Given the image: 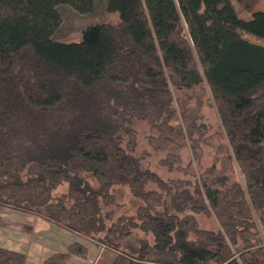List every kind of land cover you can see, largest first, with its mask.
I'll use <instances>...</instances> for the list:
<instances>
[{
	"label": "trees",
	"instance_id": "1",
	"mask_svg": "<svg viewBox=\"0 0 264 264\" xmlns=\"http://www.w3.org/2000/svg\"><path fill=\"white\" fill-rule=\"evenodd\" d=\"M257 1L0 0V204L106 246L111 264H264V45L243 35L264 39V11L244 19L235 6ZM60 5L98 17L94 40L55 37ZM199 86L221 123L213 162L194 183L165 180L133 154V124L147 119L157 149H180L176 93ZM123 185L135 211L114 219ZM137 229L153 240L124 247ZM88 255L74 241L41 264ZM26 259L0 246V264Z\"/></svg>",
	"mask_w": 264,
	"mask_h": 264
},
{
	"label": "rangeland",
	"instance_id": "2",
	"mask_svg": "<svg viewBox=\"0 0 264 264\" xmlns=\"http://www.w3.org/2000/svg\"><path fill=\"white\" fill-rule=\"evenodd\" d=\"M235 6L238 9L240 17L249 19L254 12L264 11V0H258L250 10L244 9L238 3ZM59 9L62 15V23L55 34L56 38L84 40L86 42L94 40L99 20L97 16L81 13L69 5H60ZM106 17L112 22H117L119 20V13L111 12ZM243 35L253 42L264 45V39H259L248 33H244ZM176 95L175 106L178 108L180 120L184 125L187 144L177 150H171L169 147L157 149L150 139V136L154 134L151 130V124L147 119H137L133 124L136 131V145L133 154L137 156L143 168L156 172L165 180L189 179L194 183L198 174L213 162L215 156V148L212 144L215 143L213 137L221 130V123L211 92L207 86H199L193 90L176 93ZM173 151L178 152L181 159L175 162L173 167H169L163 160L170 152L174 153ZM117 187L118 191L116 192L115 203L108 207V209L113 210L114 219L122 214H132L135 211L134 199L128 186ZM6 213L9 216L5 217L11 220L8 224L16 225L15 222L19 220L17 219V214L13 215L11 211H7ZM196 217L201 227L217 228L218 226V222L214 216L198 213ZM12 220L15 222H12ZM6 228L15 229L17 227ZM141 237H147L150 241L153 240L151 234L146 235L137 229L122 244L124 247L128 245V247L135 250L139 245L138 239ZM107 249L102 254L100 252H92L94 263H112L115 252L109 248ZM30 261L32 262L31 259Z\"/></svg>",
	"mask_w": 264,
	"mask_h": 264
},
{
	"label": "crops",
	"instance_id": "3",
	"mask_svg": "<svg viewBox=\"0 0 264 264\" xmlns=\"http://www.w3.org/2000/svg\"><path fill=\"white\" fill-rule=\"evenodd\" d=\"M4 211H11L13 215L17 214L19 220L16 222L12 220L16 225L8 224L11 220L5 217L9 215H6L8 213ZM74 241L85 243L89 248V255L87 258L74 256L69 264H93L92 252L102 254L104 250H108L104 245L85 240L77 233L44 217L0 204V246L24 252L27 256L25 264H41L48 255L57 250H65Z\"/></svg>",
	"mask_w": 264,
	"mask_h": 264
}]
</instances>
